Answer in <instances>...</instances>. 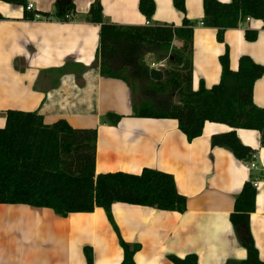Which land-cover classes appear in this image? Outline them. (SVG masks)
<instances>
[{"label":"crops","instance_id":"obj_1","mask_svg":"<svg viewBox=\"0 0 264 264\" xmlns=\"http://www.w3.org/2000/svg\"><path fill=\"white\" fill-rule=\"evenodd\" d=\"M56 1L27 0V4L33 6L31 12L54 13ZM97 1L103 6L104 19L115 25L146 26L149 22L150 26L181 27L185 17L194 22V91L201 83L207 89L220 83V57L226 46L231 70H238L242 56L264 66V21L250 19L227 30L224 43H219L217 30L201 25L203 0H186L185 14L175 8L174 0H154L151 21L141 14L140 0H72L76 15L70 22L25 21L24 7L0 1V128H4L9 110L38 112L46 125L65 120L74 129L98 131L97 175H139L144 169L172 175L178 192L187 199L184 214L123 203L112 207L123 240L141 245L136 264H173L170 257L184 259L191 254L198 257L199 264L245 260L246 249L230 216L244 184L257 182L250 231L264 262L261 134L235 130L240 142L255 152L250 162L258 168L250 170L246 168L250 162L212 146L213 136L234 131L227 125L207 122L202 136L189 142L176 120L136 117L129 86L102 77L100 65L95 63L100 26L86 18ZM246 30L258 32L255 42L245 39ZM181 46L174 41L173 47ZM167 60H157L153 66L166 68ZM253 95L255 105L264 109V76L256 82ZM110 113L122 116L118 124L106 120ZM85 247L93 249L94 264H121L124 259L117 234L101 208L61 218L51 209L0 205V264H87Z\"/></svg>","mask_w":264,"mask_h":264},{"label":"trees","instance_id":"obj_2","mask_svg":"<svg viewBox=\"0 0 264 264\" xmlns=\"http://www.w3.org/2000/svg\"><path fill=\"white\" fill-rule=\"evenodd\" d=\"M0 1L24 7L25 21L54 19L70 22L76 15L72 0H57L54 13L28 11L27 0ZM173 2L178 11L186 13V0ZM203 8L202 23L217 30L219 43H224L227 30L239 28L248 19L264 21V0H231L229 3L203 0ZM139 10L151 21L156 11L154 0H140ZM86 20L100 26V44L95 61L100 65V74L122 80L129 86L136 117L176 120L189 142L202 136L207 122L227 125L234 131L213 136L211 144L228 149L242 162H250L255 152L240 142L235 130L258 131L264 146V109L255 105L253 95L256 82L264 76V66L242 56L238 70H231L230 52L226 46L224 55L220 57V83L211 89L201 83L194 91V22L185 17L181 27L115 25L104 19L103 6L99 1L91 5ZM257 38L258 32L245 31L248 42H255ZM175 40L182 43L180 48L173 47ZM148 54L161 56L157 57L159 62L169 60L170 67L162 71L163 80L151 79L152 69L145 61ZM142 80L145 81V92L138 102L135 94L137 84ZM5 115V126L0 128V205L51 209L61 218L93 213L101 208L124 251L121 264H136L135 256L141 245L129 244L121 237L112 216L114 204L180 214L187 211V199L178 192L176 181L170 174L144 169L139 175L123 172L97 175L96 129H74L65 120L46 125L38 112L9 110ZM121 119L122 116L113 113L106 116V120L114 125ZM255 211L256 189L249 181L236 197L234 212L230 216L247 258L228 264H264L250 231V216ZM84 254L86 263L94 264L93 249L85 247ZM169 259L173 264H199L194 254L184 259Z\"/></svg>","mask_w":264,"mask_h":264},{"label":"rangeland","instance_id":"obj_3","mask_svg":"<svg viewBox=\"0 0 264 264\" xmlns=\"http://www.w3.org/2000/svg\"><path fill=\"white\" fill-rule=\"evenodd\" d=\"M157 57H158V55H156L154 57H152V56H146L145 57V61L150 66L151 69L163 71L164 69L170 67L169 60H167V66H166V68H164V67H162V68L161 67L155 68L153 66V63H155L158 60V58H161V56L158 57V58ZM192 62H193V56H192ZM137 86H138V90H137V93L135 94V100H137L138 102H140L143 99L142 94H143V92H145V81H143V80L140 81L137 84Z\"/></svg>","mask_w":264,"mask_h":264},{"label":"built area","instance_id":"obj_4","mask_svg":"<svg viewBox=\"0 0 264 264\" xmlns=\"http://www.w3.org/2000/svg\"><path fill=\"white\" fill-rule=\"evenodd\" d=\"M28 11H32L33 10V6L31 4H29L26 8ZM38 18V16H37ZM69 18V17H68ZM250 19H248L247 21H249ZM203 26V23L201 24ZM146 26H150L149 22L146 24ZM246 168L250 169V170H254V169H257L258 166L254 163V162H250L246 165ZM253 187L256 189L258 188V183L257 182H254L253 183Z\"/></svg>","mask_w":264,"mask_h":264},{"label":"water","instance_id":"obj_5","mask_svg":"<svg viewBox=\"0 0 264 264\" xmlns=\"http://www.w3.org/2000/svg\"><path fill=\"white\" fill-rule=\"evenodd\" d=\"M151 79L154 81H161L163 80V72L160 70L152 69L150 72Z\"/></svg>","mask_w":264,"mask_h":264}]
</instances>
